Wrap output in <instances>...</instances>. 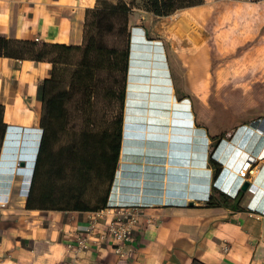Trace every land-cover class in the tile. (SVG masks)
Segmentation results:
<instances>
[{
	"label": "crops",
	"instance_id": "crops-1",
	"mask_svg": "<svg viewBox=\"0 0 264 264\" xmlns=\"http://www.w3.org/2000/svg\"><path fill=\"white\" fill-rule=\"evenodd\" d=\"M97 2L0 0V37L80 45L86 11ZM203 23L208 31L221 29V37L229 39H224V44L254 43L257 50L264 38V0H203L166 17L137 7L128 13V25L134 31L129 87L136 80L150 82L152 86L142 87L143 91L161 102L150 103L147 123L135 124L143 125L142 136H131L122 123L119 162L107 201L139 206L132 238L122 247L123 257L115 252L116 243L106 234L107 220L120 216L116 210L97 216V210L91 209L25 207L42 132L40 86L49 78L51 64L0 56V105L6 125L0 144V264H264V167L257 170L250 186L252 197L244 191L235 200L242 183L238 171L248 152L234 146L217 187L216 177L207 167L209 156L201 132L194 139L197 148L187 153L188 144H193V115L188 99L179 102L171 79L167 80V32L173 30L176 37L182 34V27L192 29V25ZM148 50L156 57L151 62L146 57ZM167 88L172 92L164 95ZM156 140L166 142V154L151 143ZM172 142L185 143V150L169 149ZM155 152L159 156H154ZM210 196L218 202L208 203ZM103 198L95 204L86 203L97 205ZM220 199H226V204L221 205ZM90 218L94 230L87 236L88 249L81 250L75 242L86 235Z\"/></svg>",
	"mask_w": 264,
	"mask_h": 264
},
{
	"label": "rangeland",
	"instance_id": "rangeland-1",
	"mask_svg": "<svg viewBox=\"0 0 264 264\" xmlns=\"http://www.w3.org/2000/svg\"><path fill=\"white\" fill-rule=\"evenodd\" d=\"M132 27L128 25L129 36L134 32ZM190 27L189 25L185 28L182 27V34H178L176 37L173 30L167 32L168 35L164 38L165 66L168 78L171 79L175 98L179 102L188 99L193 115V144H188L187 153L195 151L197 148L195 142L197 141L194 139L201 132L203 139H206V153L220 163V173L222 172L218 177L220 179L225 168L227 170L225 160L234 146H240L249 154H253L257 143L262 139L261 136H264V38L262 43L257 45L258 49L256 50L254 43L243 46L224 44V39L225 41H229V39L221 37V29L215 30V32L208 31L205 23L201 26L199 24L192 25V29ZM125 40L126 37L117 33L116 30L102 33V41L109 47L118 50L125 47ZM130 41L133 45L132 36ZM147 52L149 53V62L156 59L154 56L151 58L150 52ZM148 53L146 57H148ZM78 57V55H71V62L77 61ZM156 66L160 65L156 64ZM72 68L70 65L69 69ZM136 74H141L147 79L149 77L148 73L136 72ZM125 75L119 71H100L97 74L94 87L90 90L93 92L92 99L86 94L75 92L76 94L66 109L68 130L61 135L59 143H62L63 146L77 143L82 130L100 131L105 127H115V119L120 116L123 117L125 131L129 129L125 127L126 125H134L143 120L147 123L150 104H145L147 98L141 94L134 95L129 92L130 87L128 90L126 89L128 75L127 73ZM64 77L68 80L70 76L66 72ZM121 89L126 91L125 100L122 102L118 100ZM170 92H172L171 89ZM168 108L166 106L165 111L168 112ZM138 111L141 112L138 116L144 114L145 118L140 117L141 119L138 121L131 119V114ZM180 111L185 112L184 109H180ZM140 126V129L143 130V125ZM138 132L136 133L138 134ZM146 133L147 124L144 138ZM138 135L142 136V132ZM128 139L124 135V141H128ZM217 141L220 143L215 153L210 152L213 144ZM151 143H154L160 150L163 149V155L166 154V142L156 140ZM182 144L185 143L172 142L168 148L185 150V146ZM57 145L55 149H57ZM124 152L126 151L124 150ZM66 154V151H63V155L66 156ZM133 154L137 153L133 152ZM153 155L159 156V153L155 152ZM263 162L264 156L256 158L251 162L252 165L245 171V174L240 175L242 182H249L246 190L247 197L253 195L250 186L257 170L264 167ZM174 164L181 165L179 162H174ZM207 167L214 174V168L210 163ZM215 183L218 187L217 180ZM66 186H70L67 181L63 183L62 187ZM105 189V183L99 179H92L85 189L84 198L89 204L98 203L105 194Z\"/></svg>",
	"mask_w": 264,
	"mask_h": 264
},
{
	"label": "trees",
	"instance_id": "trees-1",
	"mask_svg": "<svg viewBox=\"0 0 264 264\" xmlns=\"http://www.w3.org/2000/svg\"><path fill=\"white\" fill-rule=\"evenodd\" d=\"M126 1L118 0L113 4L108 0H98L97 6L87 10L80 45L37 44L0 37V56L18 60L47 61L51 64L49 78L44 79L40 86L42 112L39 127L42 132L25 202L26 208L54 210L105 208L108 191L114 182L119 162L123 117L116 118V126L112 128L105 127L100 131L82 130L76 144L63 146L59 142L61 135L68 130L67 105L75 92L86 94L92 99L93 92L90 90L94 87L100 71H119L126 76L131 44L127 22L132 7L141 8L157 17H166L178 9L203 2V0ZM113 30L126 37L124 48L118 50L102 41V33ZM71 55H78V60L71 62ZM70 65L72 69H69ZM66 72L70 76L68 80L64 77ZM125 97L126 91L121 89L118 100L122 102ZM3 113V107L0 105V144L6 131ZM219 143L215 142L210 152L215 153ZM63 151H66V156L63 155ZM209 163L214 168V177L218 181L222 174V172L219 174L220 163L212 156L209 157ZM92 179L101 180L106 184V189L99 204L89 206L84 196L85 189ZM65 181L70 186L62 187ZM243 194L244 191L240 189L235 200L238 201ZM225 200L220 199L219 203L224 205ZM217 202L213 196L208 198V203Z\"/></svg>",
	"mask_w": 264,
	"mask_h": 264
},
{
	"label": "built area",
	"instance_id": "built-area-1",
	"mask_svg": "<svg viewBox=\"0 0 264 264\" xmlns=\"http://www.w3.org/2000/svg\"><path fill=\"white\" fill-rule=\"evenodd\" d=\"M246 170H243L244 174ZM138 207V205H122L116 201H107L105 208H101L94 213V215L101 216L107 212L116 210V212L120 214V216L116 218L107 220L106 234L110 235L112 240L116 243L115 252L121 257L125 256L122 248L123 245L128 243L132 238V229L134 224L137 222L138 212L136 209ZM87 226L86 235L83 237H78L75 242L77 243V248L81 250L88 249V243L86 241L87 236H89L94 230L93 218H90Z\"/></svg>",
	"mask_w": 264,
	"mask_h": 264
},
{
	"label": "bare ground",
	"instance_id": "bare-ground-1",
	"mask_svg": "<svg viewBox=\"0 0 264 264\" xmlns=\"http://www.w3.org/2000/svg\"><path fill=\"white\" fill-rule=\"evenodd\" d=\"M138 39V38H137ZM138 40H140V39H138ZM140 45V44H139ZM142 50V49H141ZM144 50V49H143ZM146 50H147V48H146ZM151 50V49H150ZM149 51V50H148ZM148 53V52H147ZM153 53V50H152V52H150V54H152ZM133 56V55H132ZM134 57H135V55H134ZM133 58V57H132ZM147 58H149V53H148V57ZM152 58V57H151ZM135 60V59H134ZM154 61H156V60H154ZM141 66H143V65H141ZM152 66V65H151ZM150 66V67H151ZM133 68H134V66H133ZM137 68V67H136ZM149 69H151V68H149ZM157 69V68H156ZM163 70H165V69H163ZM131 71V70H130ZM137 76V75H136ZM160 76V75H159ZM158 76V77H159ZM150 77V76H149ZM134 78V80H135V77H133ZM141 78V77H140ZM159 80V79H158ZM149 81V80H148ZM151 82H153V81H151ZM157 82V81H156ZM154 83V82H153ZM132 85H133V87H130V90H128L129 92H131V93H133L134 95L135 94H141L142 96H144L145 98H147L146 99V101H145V104L146 105H149L152 101H154V100H156V101H158V102H161V100L160 99H157V98H155L154 100H152L151 99V97H150V92L149 91H143L144 89H142V87H145L146 86V88L148 87V88H150L151 86H152V84L150 83V82H144V81H141V80H136L134 83H131ZM160 84V83H159ZM164 84V83H163ZM135 85V86H134ZM165 86V85H164ZM162 87V86H161ZM166 87V86H165ZM162 89V88H161ZM138 94V95H139ZM171 94H173V93H171ZM170 95V94H169ZM135 97V96H134ZM133 97V98H134ZM171 98V97H170ZM131 102H133V101H131ZM169 103V102H168ZM184 108V107H183ZM135 110V109H134ZM136 110H138V109H136ZM135 110V111H136ZM141 112H137V113H134L133 115L131 114V119H133V120H139V119H141L140 117H144V114L142 115V116H138L139 114H140ZM145 118V117H144ZM140 125H142V124H138V125H133V124H130L129 126H130V128L128 129V133L131 135V136H135V135H137L138 136V134H141V130L142 129H140L141 128V126ZM137 127V129H135L136 127ZM249 128V127H248ZM139 131V132H138ZM136 132H138V134L136 133ZM260 135V134H259ZM128 138V137H127ZM261 141H259V143H257V145H256V147H255V149H254V153L253 154H249V153H247V156H246V158H247V160L246 161H244L243 160V162L244 163H242V166H241V169H239V175L238 176H240V175H242L243 174V170H246V169H248L252 164H251V162H253L256 158H258V157H263L264 156V136L262 135L261 136ZM252 148V147H251ZM238 149H240V146L238 147ZM243 150V148H241L240 149V151H242ZM244 152H247L245 149L242 151V153H244ZM241 153V154H242ZM242 158H243V156H242ZM241 158V159H242ZM245 158V159H246ZM241 159H240V162H241ZM262 161V160H261ZM264 163V162H263ZM229 164V163H228ZM241 164V163H240ZM229 166H230V164H229ZM233 167H234V165L232 166H230L229 168L231 169H233ZM229 169V170H230ZM258 173V172H257ZM237 181V180H236ZM258 190V189H257Z\"/></svg>",
	"mask_w": 264,
	"mask_h": 264
},
{
	"label": "water",
	"instance_id": "water-1",
	"mask_svg": "<svg viewBox=\"0 0 264 264\" xmlns=\"http://www.w3.org/2000/svg\"><path fill=\"white\" fill-rule=\"evenodd\" d=\"M132 41H133V39H132ZM142 42H144V41H142ZM132 49H133V45H132V43L130 44V54H129V65H128V69H127V75H128V82H127V86H126V89L128 90L129 89V82L131 81L130 80V67H131V65H132V60H133V58H132ZM163 66V65H162ZM133 74H134V72H133ZM167 80H168V82H169V78H167ZM166 81V80H165ZM167 82V83H168ZM164 92L165 93H167V92H170V90H169V88H167V89H164ZM248 186H249V182L248 181H244V182H242L241 183V185H240V188L243 190V191H246L247 189H248Z\"/></svg>",
	"mask_w": 264,
	"mask_h": 264
}]
</instances>
